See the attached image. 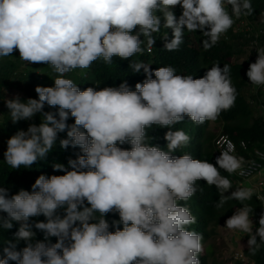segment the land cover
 Instances as JSON below:
<instances>
[{"label": "clouds", "instance_id": "obj_1", "mask_svg": "<svg viewBox=\"0 0 264 264\" xmlns=\"http://www.w3.org/2000/svg\"><path fill=\"white\" fill-rule=\"evenodd\" d=\"M178 5L182 14L177 19L173 9ZM253 11L251 0H0V57L18 50L21 60L51 65L58 74L54 87L35 88L38 99L24 102L17 95L6 101L13 122L31 119L45 104L57 107L58 112L44 113L38 126L31 124L27 131L12 135L4 161L12 169L30 168L46 157L58 133L66 129L67 138L60 140V147L79 146L82 152L68 159V167L53 165L63 175L41 174L31 192L21 189L9 196L8 189L0 187V212L7 214L0 216V227L8 230L13 222L20 224L15 242L8 241L3 248L0 264H201L203 236L188 230L196 217L178 201L195 194L197 181L216 187L217 208L229 199L243 203L255 192L247 186L250 180L242 182L236 176L244 163L235 156L236 150L234 155L221 152L216 167L215 140L226 134L221 132L213 140L214 166L190 154L174 155L191 138L183 130L172 131L171 126L186 117L196 124L215 121L234 106L237 91L230 66L214 62L202 78H194L177 74L172 66L153 72L150 65L137 62L131 67L135 72L143 69L146 78L136 83L134 91L127 82L81 91L65 74L87 69L101 58L111 64L113 57L129 59L142 54L141 36L147 37L150 53L155 43L152 34L163 27L172 30L170 40L167 32L162 37L168 51L179 49L185 29L202 32L208 38L203 41L205 49L219 41L232 43L233 37L241 39L246 59L255 61L247 77L262 87L264 48L257 49L255 58L247 40L231 30L241 15L264 27L249 17ZM249 80L246 97L262 114L260 102L252 103ZM69 116L74 118L71 125L66 123ZM153 125L170 129L164 137L166 151L146 142V129ZM125 143L130 149L120 147ZM220 169L234 173L237 179L230 195L225 193L232 182ZM256 177H264V170ZM257 199L264 200V196ZM61 209L63 216L58 214ZM111 212L119 215V221L112 222L114 231L105 219ZM252 212L247 205L238 208L226 220V228L248 234V245L255 252L257 236L264 242V214L253 233ZM40 215L46 222L30 223ZM33 227L43 232L44 240L34 239ZM50 237H56V243ZM20 241L26 246L17 250ZM241 255L246 261H235L250 264Z\"/></svg>", "mask_w": 264, "mask_h": 264}, {"label": "trees", "instance_id": "obj_2", "mask_svg": "<svg viewBox=\"0 0 264 264\" xmlns=\"http://www.w3.org/2000/svg\"><path fill=\"white\" fill-rule=\"evenodd\" d=\"M251 3L254 11L249 17L258 23H264V0H251ZM173 12L178 19L182 14V8L178 5L173 9ZM164 32H167L169 40L172 38V30L161 27L159 32L152 34L155 43L150 53L147 51V37L141 36L140 39L143 40L141 47L144 48L142 54L137 53L129 59L113 57L111 64L105 63L101 58L93 62L91 67L87 69H75L66 73L65 78L73 80L81 91L88 87H93L97 90L109 86L118 87L123 82H127L130 90L134 91L136 83H142L146 78L143 69L135 72L131 67L132 64L137 62L150 65V69L153 72L161 66H172L176 69L177 74L193 75L194 78H202L214 62L219 63L221 67L224 64H228L230 66V78L236 88L237 97L234 106L230 110L222 111L215 121L222 124L221 132L233 140L236 145L235 156L242 157L243 162L251 158L255 150H263L264 116L260 114L256 107L250 104V99L245 94L249 80L246 73L249 65L255 61L250 58L239 62L235 60V56L241 51L240 48H242L243 41L233 37L234 42L232 43L219 41L210 49H205L203 41L208 38L200 31L189 32L185 29L183 43L179 46V49L168 51L164 49L165 41L162 38ZM36 67L41 69L43 78L35 74ZM57 75L51 65L27 63L21 60L18 50H15L12 56L0 57V135L5 138L2 140L0 149V187L7 188L9 196L17 194L21 189L31 192V186L41 174L49 177L52 175H63L64 172L54 170L53 165L60 163L68 167L69 158L75 159L78 154H82L79 146L72 147L70 145L67 149L60 147V140L67 138L66 129L64 132L58 133L57 141L46 157L36 161L30 168L21 166L20 169H12L4 161L7 140L12 135L20 130L27 131L31 124L38 126L44 120V113L58 112L57 107L45 104L42 112L35 114L31 119L13 122L6 101L14 99L17 95L24 102L29 98L38 99L35 88L37 86L54 87V80ZM153 78H155L154 75ZM66 123L68 125L73 124L74 118L69 116ZM211 123L212 121H205L202 124H196L186 117L183 121L172 125V131L183 130L191 138L187 146L178 148L173 154L177 156L190 154L194 159L206 160L216 166L213 162V140L215 137L210 132ZM169 130V128H161L159 125L147 128L146 142L166 151L168 142L164 137ZM242 142L247 145L245 150L240 146ZM120 147L130 149V145L127 143L120 145ZM219 171L222 176L227 177L232 182V188L225 193V195H230L237 187V179L234 173L230 174L223 169ZM195 186L197 188L195 194L189 200L178 201V203L187 207L192 215L196 217V223L188 226V230L195 231L203 236V252L199 255L201 264H217V261L212 258L214 248L210 245L205 248L208 240L215 235V230L220 225L226 224V220L244 205L253 209V212L250 213L251 218L258 217L260 219L261 215L264 214V200H258L257 196L260 195L254 193L250 200H246L243 203L229 199L222 207L217 208L215 205L220 196L216 187L209 186L205 181H197ZM58 214L63 216V209L58 210ZM0 216L6 217L7 214L0 212ZM99 216L100 214L96 213L97 219H99ZM105 219L109 222V230L114 231L115 228L112 226V222L119 221L118 213H108ZM37 221L46 222V218L40 215L30 219V223H33V225ZM19 226V222H13L11 229L7 230L0 227V255L3 254L2 250L7 246L8 241L15 242L14 234L18 231ZM119 226L122 228V225ZM258 227L259 220L253 233ZM33 231L36 233L34 239L44 240L43 232L35 229V227H33ZM49 239L51 243H56L57 241L56 237H50ZM245 239L248 243L250 239L248 234ZM257 244L259 247L255 252L252 251L248 244L242 251L250 264H264V242H261L258 236ZM25 246L26 242L20 241L17 244V250ZM9 264H15V262L10 261ZM237 264L243 263L237 261Z\"/></svg>", "mask_w": 264, "mask_h": 264}, {"label": "built area", "instance_id": "obj_3", "mask_svg": "<svg viewBox=\"0 0 264 264\" xmlns=\"http://www.w3.org/2000/svg\"><path fill=\"white\" fill-rule=\"evenodd\" d=\"M230 11V7H229ZM235 19V18H234ZM231 30L242 35L248 42L249 52L258 57L259 48H264L261 44V39L264 38V27L257 26L255 23L251 22L246 15H241L240 18L235 19ZM224 36V35H222ZM250 86V96L255 99L252 101L254 103L256 100L260 102L261 113L264 115V86L257 87L253 85L249 80ZM241 147L245 150L247 148L246 143L242 142ZM235 144L227 135H219L215 140V152H214V162L216 164L217 158L221 155V152L228 151L230 154L235 153ZM217 165V164H216ZM218 166V165H217ZM264 170V149L255 150L253 156L243 163L242 169L236 172L237 178L242 182H248L256 175H259ZM262 185V184H261ZM248 188V187H244ZM235 259H240L246 261L242 255L237 256Z\"/></svg>", "mask_w": 264, "mask_h": 264}, {"label": "rangeland", "instance_id": "obj_4", "mask_svg": "<svg viewBox=\"0 0 264 264\" xmlns=\"http://www.w3.org/2000/svg\"><path fill=\"white\" fill-rule=\"evenodd\" d=\"M240 49H241L240 53H238V55L235 56V60L237 62L244 61L247 58V53L243 51L242 48ZM35 74L39 75L40 78H43L41 69H38L37 67ZM221 130H222V124L217 123L216 121H212L210 125V132L214 135V137H216L219 133H221ZM3 139L5 138H2L0 135V149L2 147ZM248 183L247 186L253 188L255 193L264 196V177L253 178ZM251 219L253 221V225H254L253 231H254L259 218L253 217ZM246 235L247 234L238 230L234 231L227 229L226 224L220 225L215 230V235L212 236L205 244V248L208 245L214 248L213 251L214 254L212 255V258L213 260L217 261V264H237V261H235L237 259L235 258L242 254L243 249L247 247L248 244L245 239Z\"/></svg>", "mask_w": 264, "mask_h": 264}]
</instances>
